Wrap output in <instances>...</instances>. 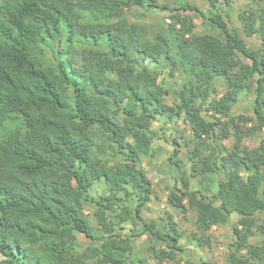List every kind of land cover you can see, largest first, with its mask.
Masks as SVG:
<instances>
[{
	"label": "trees",
	"instance_id": "16d2710c",
	"mask_svg": "<svg viewBox=\"0 0 264 264\" xmlns=\"http://www.w3.org/2000/svg\"><path fill=\"white\" fill-rule=\"evenodd\" d=\"M253 1L238 19L257 47L229 27L219 0L207 13L159 0H0V264H147L133 255L143 233L157 264L175 259L183 232L169 212L143 218L154 190L140 164L154 124L173 118L195 145L188 168L178 148L168 157V203L195 212L199 244L236 213L229 264L264 259V241L248 249L264 235V148L243 143L264 129V0ZM133 7L169 22L149 39L129 21ZM200 17L208 32L196 31ZM246 91L251 113L231 117Z\"/></svg>",
	"mask_w": 264,
	"mask_h": 264
},
{
	"label": "rangeland",
	"instance_id": "374dc122",
	"mask_svg": "<svg viewBox=\"0 0 264 264\" xmlns=\"http://www.w3.org/2000/svg\"><path fill=\"white\" fill-rule=\"evenodd\" d=\"M220 9L223 17L226 19L229 27L233 30H237L246 42L254 47H257L259 40L255 36L247 37L243 35L241 30L240 20L238 14L240 11H250L254 7L253 0H219ZM163 4H167L171 7H178L183 4L194 5L200 10L207 13L209 7L207 0H159ZM129 21L135 22L142 33L147 35V38L152 37L153 31L159 29L158 27L169 22L167 15L161 11L148 12L142 8L133 7L126 10ZM165 21V22H164ZM199 33L208 32V26L200 17L195 27ZM168 81L174 86L181 83V77L176 73L174 77L168 78ZM214 94L219 95L223 92L224 86L221 80H215L212 83ZM252 97V91H246L240 96L238 101L231 109L230 116L234 117L238 114L249 115L250 105L249 101ZM168 103L171 102V97L167 98ZM154 129L156 131V137L152 142L151 153L144 155L141 158L140 164L146 171V176L151 183V187L154 190V194L151 195L149 201L146 203V207L142 211V216L146 221H160V217H165V213L169 212L173 215L174 221H176L179 229L183 232V238L180 240V246L182 251H177L176 258L173 260H164L161 264H175L176 259H189L196 264H202L203 260L209 261L212 264H229L228 260V247L230 243L235 241V229L237 228L236 221L238 215L236 213L231 214V221L228 224L214 225L204 236L208 239V242L198 243L192 239L194 233L200 236V232L196 230L195 220L196 214L194 211L188 210L183 212L181 209L176 208L168 203L167 195L169 194L174 175L173 171L169 167L168 157L173 152L174 147L180 150L179 157L182 159L184 166L189 167L190 161L188 158L189 151L195 145L188 124L181 118H173L166 120L164 123H155ZM225 144L229 145L230 141L225 140ZM243 143L248 147H263L264 148V129L257 134L246 137ZM220 177L214 176L215 180ZM197 178L192 179V188L198 187ZM94 206L92 203H84V214L91 225L95 226V233L99 232V228L96 226V216L94 215ZM264 216V214H261ZM142 226L136 225L134 227L136 233L141 231ZM78 240L85 245L87 238L81 234H78ZM264 241V235L255 233L249 237L248 243L251 249L255 246L261 245ZM154 242L146 235L140 234L136 237L133 244V255L138 258H143L147 264H157L158 259L154 257L150 246ZM159 246L158 244L156 245ZM234 249V246L232 247ZM0 255V259H1ZM183 262V261H182ZM181 262V263H182ZM254 264H264V259L254 261Z\"/></svg>",
	"mask_w": 264,
	"mask_h": 264
}]
</instances>
